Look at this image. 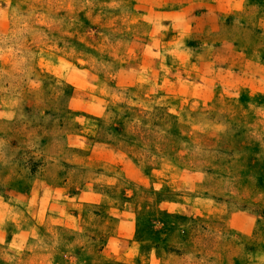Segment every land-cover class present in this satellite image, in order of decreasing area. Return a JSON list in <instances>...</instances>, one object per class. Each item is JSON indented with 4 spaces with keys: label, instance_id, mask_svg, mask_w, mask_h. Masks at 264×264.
Listing matches in <instances>:
<instances>
[{
    "label": "rangeland",
    "instance_id": "rangeland-1",
    "mask_svg": "<svg viewBox=\"0 0 264 264\" xmlns=\"http://www.w3.org/2000/svg\"><path fill=\"white\" fill-rule=\"evenodd\" d=\"M0 264H264V0H0Z\"/></svg>",
    "mask_w": 264,
    "mask_h": 264
}]
</instances>
